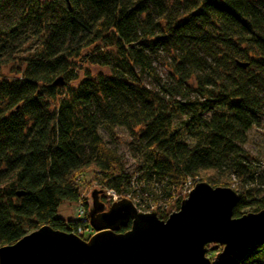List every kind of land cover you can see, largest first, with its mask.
I'll list each match as a JSON object with an SVG mask.
<instances>
[{
  "label": "trees",
  "instance_id": "trees-1",
  "mask_svg": "<svg viewBox=\"0 0 264 264\" xmlns=\"http://www.w3.org/2000/svg\"><path fill=\"white\" fill-rule=\"evenodd\" d=\"M89 50L109 74L72 87ZM8 66L19 78L0 80V247L45 225L89 229L84 174L128 194L122 156L100 135L114 142L118 128L139 179L163 196L198 178L236 186L232 217L264 209V161L242 149L264 124V0H0V72ZM63 202L85 219L56 218ZM213 264H264V238Z\"/></svg>",
  "mask_w": 264,
  "mask_h": 264
},
{
  "label": "water",
  "instance_id": "water-1",
  "mask_svg": "<svg viewBox=\"0 0 264 264\" xmlns=\"http://www.w3.org/2000/svg\"><path fill=\"white\" fill-rule=\"evenodd\" d=\"M101 193L90 192L87 239L41 226L0 247V264H213L207 245L221 246L224 259L264 238V209L232 217L239 197L229 187L196 182L165 220L153 210L139 212L124 197L105 206L97 201Z\"/></svg>",
  "mask_w": 264,
  "mask_h": 264
},
{
  "label": "rangeland",
  "instance_id": "rangeland-1",
  "mask_svg": "<svg viewBox=\"0 0 264 264\" xmlns=\"http://www.w3.org/2000/svg\"><path fill=\"white\" fill-rule=\"evenodd\" d=\"M92 50L86 52L83 57L75 60L73 62V73L70 85L75 87L81 80H83L86 76L95 77L97 75L107 76L109 71L107 68L90 64L88 61V56L92 54ZM164 58L160 56L156 59L153 63L155 71L160 79L161 83L169 85L168 82V75L167 70L163 64ZM14 67L8 66L1 70L0 72V80H11L15 77L19 78L16 75ZM168 82V83H166ZM144 84L156 91H160L159 87L150 81V79H144ZM117 140L111 142L107 135L100 131V135L103 140L108 144V146L113 147L116 152L122 156V166L126 173L131 175V185L129 187V192L126 194L127 198L131 201L133 206L142 213H148L150 211L155 212L156 216L158 217L161 215L167 216L177 211L175 209L176 201H178L181 197V188H177L176 190H170V196L165 197L162 194V185L161 183H156L155 181H149L148 185H145L141 179H139L140 172L137 171V153L132 149L131 146V137L127 131L124 129L118 128L116 129ZM242 149L247 152L251 157L258 159L259 161H264V124H262V128L257 130H252L247 138L245 144L242 146ZM86 174H84L83 179L85 178ZM79 178V177H78ZM89 176L87 174L85 180L82 179L81 189L83 190L85 196L88 198L87 205L90 208L91 206V197L90 192L92 190H104L100 185L89 182ZM78 181V180H77ZM81 181V180H80ZM187 181L189 182H200L198 178L192 179L188 178ZM193 183V184H194ZM182 187V186H181ZM231 188L234 192L236 189L235 185H232ZM236 193V192H235ZM120 198L125 195H118ZM156 198V200H153ZM103 199V200H102ZM97 201L103 203L105 206L106 199L103 194H98ZM173 202V204L171 203ZM180 203V202H179ZM158 204L159 207L154 206ZM153 207V208H151ZM244 213L253 212L249 208H245L243 211ZM55 217L61 219L65 222L67 221H76L78 219H85L84 213L82 208L73 202H63L56 211ZM88 225V224H87ZM86 229V228H85ZM90 229V228H89ZM92 235L93 231L90 232ZM89 235V236H90ZM221 251V246L215 244H209L206 246L205 257L208 258L212 263H215L218 259V255Z\"/></svg>",
  "mask_w": 264,
  "mask_h": 264
},
{
  "label": "built area",
  "instance_id": "built-area-1",
  "mask_svg": "<svg viewBox=\"0 0 264 264\" xmlns=\"http://www.w3.org/2000/svg\"><path fill=\"white\" fill-rule=\"evenodd\" d=\"M197 182V181H196ZM195 182V183H196ZM194 182H189V181H185V183L182 185L181 187V197L185 198L187 196V194L189 193V191L192 189V187L194 186L193 184ZM103 193H104V196H105V199L107 201V205L111 204L112 202L114 201H117L120 199V197L117 195V194H114L113 192L107 190V189H104L102 190ZM124 196H122L123 198ZM124 198H127L126 194H125V197ZM128 199V198H127ZM173 204V202H171ZM154 206L156 207H159L158 204H155ZM153 208V207H151ZM153 210V209H152ZM90 228V227H89ZM91 228L90 229H82L80 227H78L76 229V235L81 237L82 239H87L89 237V235L91 234Z\"/></svg>",
  "mask_w": 264,
  "mask_h": 264
},
{
  "label": "flooded vegetation",
  "instance_id": "flooded-vegetation-1",
  "mask_svg": "<svg viewBox=\"0 0 264 264\" xmlns=\"http://www.w3.org/2000/svg\"><path fill=\"white\" fill-rule=\"evenodd\" d=\"M108 206V205H107Z\"/></svg>",
  "mask_w": 264,
  "mask_h": 264
}]
</instances>
